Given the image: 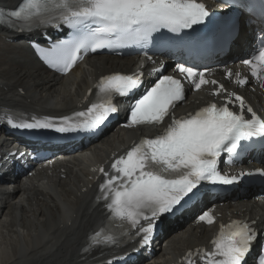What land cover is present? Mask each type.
<instances>
[{
  "label": "snow or ice",
  "instance_id": "6c2138e0",
  "mask_svg": "<svg viewBox=\"0 0 264 264\" xmlns=\"http://www.w3.org/2000/svg\"><path fill=\"white\" fill-rule=\"evenodd\" d=\"M238 6L245 7L243 3ZM261 8L264 10V0H261ZM9 15L22 22L23 26L17 29L20 32L33 27L67 26L69 39L49 48L37 46L50 67L66 73L82 52L145 46L153 39V34L162 29L179 34L183 30L195 31V26L205 27L210 14L197 0H23ZM243 63L250 66L252 76H264V42ZM176 68L186 74L196 89L209 83L204 72H198L194 66L178 63ZM238 82L244 84L246 80ZM141 83L140 73L103 76L97 84L100 102L92 103L86 111L43 120L34 117L32 122L9 117L7 122L13 128H54L59 133L96 131L117 112L113 97L131 95ZM223 91L220 85L216 93ZM228 95H234L239 102V113L231 110L227 106L231 101H227L224 106L211 103L194 114L173 118L162 133L141 139L126 155L116 159L111 173L100 169L105 177L100 192L110 201L106 206L112 219L131 228H137L141 220L147 221L137 232L141 246L151 239L158 218L182 207L201 182L232 184L253 174L241 172L225 177L218 171L222 152L235 154L241 141L254 136L264 138V119L250 106L247 112L251 113V119H246L244 98L234 93ZM184 98L181 81L171 75H161L154 86L134 100L127 126L160 124ZM256 172L264 175V170ZM198 219L207 224L214 222L208 211ZM103 234L102 229L90 239H95V243L117 242L114 235H105L101 241L99 237ZM255 238L256 232L248 222L233 220L222 224L211 242L213 247L207 251L197 249L199 264H244ZM192 257L191 251L187 253L188 264H197ZM109 264L115 262L109 261ZM259 264H264V256L259 258Z\"/></svg>",
  "mask_w": 264,
  "mask_h": 264
},
{
  "label": "bare ground",
  "instance_id": "6f19581e",
  "mask_svg": "<svg viewBox=\"0 0 264 264\" xmlns=\"http://www.w3.org/2000/svg\"><path fill=\"white\" fill-rule=\"evenodd\" d=\"M19 1L0 0V5L15 6ZM24 36L0 28V114L10 109L38 116L67 114L77 108L99 76L130 72L139 63L133 56L93 54L68 75L57 77L34 57ZM11 39L19 42L13 44ZM246 39V27L240 24L229 56L241 52ZM243 93L246 101L264 105L254 92L244 89ZM208 97L206 92L192 96L174 113L188 114L194 106L206 103ZM148 129L144 126L110 132L84 149L82 155L53 169L43 167L23 182L15 179L11 192L0 191V264H98L113 253L116 247L96 249L87 255L80 253L87 234L106 217L99 205L92 204L96 191L92 168L109 152L128 148L139 132L147 133ZM3 144L6 141L0 140V146ZM217 212L223 220L240 217L256 229L264 224V205L250 198L225 203L218 206ZM173 223L163 222L166 244L159 248L157 261L152 264H169L185 249L206 242L214 229L180 224L170 233Z\"/></svg>",
  "mask_w": 264,
  "mask_h": 264
}]
</instances>
